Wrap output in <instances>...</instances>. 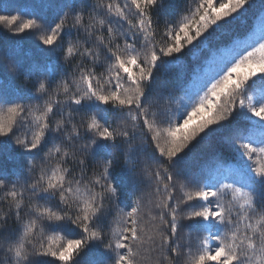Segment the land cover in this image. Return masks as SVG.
<instances>
[{"label": "snow or ice", "instance_id": "6c2138e0", "mask_svg": "<svg viewBox=\"0 0 264 264\" xmlns=\"http://www.w3.org/2000/svg\"><path fill=\"white\" fill-rule=\"evenodd\" d=\"M248 3L226 0L217 7L214 0H198L195 11L174 28L164 25L158 41L159 24L153 15L157 0H127L123 6L111 0H49L45 7L58 9L53 19L35 11L34 5L12 8L0 0V30L35 37V46L27 50L24 40L0 46V65L7 73L0 76V164L14 159L5 147L8 140L24 156L22 171L11 175L0 171V192L23 227L21 235L20 225L10 231L6 221L0 223V250L7 253V264H41L44 258H52L50 264H79L80 253L97 244L112 254L111 259L91 264H139L144 238L137 226L138 206L126 213L124 226L110 229L114 238L107 243L103 221L108 205L120 198V185L112 175L115 162L122 159L121 172L134 184L145 157L155 167L143 174L155 179L157 192L162 183L166 193L158 205L162 209L156 229L159 246L175 254L176 264H264V224L247 223L250 214L264 219V88L255 99L249 90L255 88L253 78L264 74V36L213 51L198 86L186 94L183 104L165 79L177 54ZM97 31L110 38L97 37ZM73 33L75 42L65 41ZM61 57L79 60L73 72L59 73ZM98 65L104 67L106 77L97 76ZM21 78L32 81V87H21ZM61 95L62 99L53 98ZM34 110L40 115L33 124ZM234 114H243L248 121L224 138L236 155L187 159L202 134ZM161 124L167 127L158 129ZM64 141L68 143L62 150ZM49 142L52 148L45 152ZM53 151L61 153L55 164L49 160ZM81 156L102 169L98 178L89 181L90 187H82L86 172ZM73 161L81 167L80 179L67 167ZM185 187L191 190L177 198V189ZM225 192L231 193V201L223 199ZM21 201L26 202L27 223L21 217ZM241 215L246 221L243 232ZM185 221L197 233H207L195 250L191 242L176 243ZM37 222L42 234L75 225L81 230L79 238L57 245L63 237L53 235L46 242L33 243L29 234Z\"/></svg>", "mask_w": 264, "mask_h": 264}, {"label": "trees", "instance_id": "16d2710c", "mask_svg": "<svg viewBox=\"0 0 264 264\" xmlns=\"http://www.w3.org/2000/svg\"><path fill=\"white\" fill-rule=\"evenodd\" d=\"M49 0H3L5 5H10L12 8H17L20 5H34L35 11L40 14H45L49 19H53L56 14H58V9H50L45 7ZM91 3H96L97 0H90ZM101 3L106 2V0H100ZM113 3H120L121 6L127 2V0H111ZM198 0H157V5L153 9V15L155 16L159 28L157 29V40L161 39V33L164 30V25L169 24V27H175L177 23L183 21L185 17H188L192 12L195 11V7ZM216 6L219 7V3L226 2V0H214ZM130 17H134V12L129 11ZM102 18V17H98ZM96 36H104L106 39L110 36L102 31H97ZM264 36V0H249V3L246 4L238 13L234 14L232 17L227 18L222 21L219 26H213L208 33L205 34L201 40L194 42L192 45L187 46L186 49L178 55V59L171 61L173 64L172 69L166 73L165 79L168 82V86L173 90V95L181 97V103L185 102L186 94L190 95L193 93L194 88L198 86V81L204 70L207 67V62L210 59L212 52L223 47L230 46L235 42H246L252 43L256 40H259ZM82 38V35H81ZM35 39L33 36H28L27 38L14 36L13 33L7 31V29L0 30V46L5 45H15L18 41H22L25 49L29 47H34L32 40ZM65 41L72 39L74 42L76 40V34L73 33L71 36H65ZM123 45V42L121 41ZM207 44V47L205 46ZM91 46V45H89ZM17 55V58H20V53H14ZM166 61H170V58H165ZM51 62V61H50ZM78 59L69 58L68 61H64L63 58H60V68L59 73H71L74 71V66L78 63ZM101 73L104 76H107L104 67L97 66V76ZM6 70L0 65V76H6ZM57 80L60 79L58 74L56 77ZM256 81L255 88H250L252 91L253 98H257L258 90L264 88V74H260L257 77L253 78ZM32 81H24L21 78L20 85L21 87L31 88ZM101 84H104V81L101 80ZM252 84V81L249 82ZM70 89L75 90L73 80L69 79ZM127 86V85H125ZM27 92V89H25ZM54 99H62L60 97H53ZM226 97H221V103H224ZM40 115V110H34V113L30 116L33 124L35 123V118ZM65 115H67V109H65ZM59 118V117H57ZM75 122V121H74ZM248 121L245 120L243 114H234L233 117H230L228 121L221 122L218 126H213L211 129L202 134L201 140L192 146L189 150V156L187 159L196 160V161H205L211 155L222 154L225 158L231 159L236 155L233 147L225 143V137H227L234 127L237 125L246 124ZM253 123H255L252 120ZM166 124L158 125V129L166 128ZM254 131L259 135L260 129L256 128ZM22 135V133H20ZM166 135V133H162ZM60 140H63V135L60 137ZM59 142V141H58ZM163 143V140L161 141ZM3 143V142H0ZM67 141H64L62 145V150L67 147ZM81 142L77 141L76 146L79 147ZM8 152L13 155L14 159L3 162L0 164V171L6 170L9 175L23 170L24 156L20 153V150L17 146H14V142L8 140L5 144ZM49 148H52V143L49 142L45 147L44 151L47 152ZM61 153L52 152L49 160L55 164L60 158ZM85 160V172L86 179L83 181V186L90 187L89 181H92L98 178L97 173L102 171V169L96 168L90 158L86 156H81ZM123 161L118 160L115 162V167L112 169V175L114 181L120 185V198L115 204L108 205V213L104 217L105 225V243L109 239H113L112 231L118 227L124 226V222L128 220L126 213L131 211L132 207L138 206V215L136 217L138 221V228L143 229V238L144 244L141 251V256L138 258L139 264H169V261H172L173 264H176L177 258L174 253H171L170 250L160 248L159 235L156 234V229L161 225L159 216L162 209L158 207L163 201L166 193L163 189V184L159 185L160 191L157 192V182L154 178L148 177L143 174L146 168L150 169L155 167L152 164L150 159L146 157L141 160V163L137 170V180L133 184L131 179L125 174L122 173ZM67 167L74 169V174L76 179H80L81 167L78 163L73 161ZM163 175V173H161ZM14 179V177H13ZM180 181L183 182L184 178L181 177ZM190 187H185L184 189H177L176 196L180 198L190 191ZM96 191H99V187L96 188ZM4 193L0 192V223L7 222L6 227L11 231L15 229L17 225H20V233L23 234V227L20 221H17L14 216L10 214L9 201L4 199ZM223 199L227 201L232 200V195L230 192H225L223 194ZM139 202V203H137ZM25 201H21V208L24 209L21 212V217L23 218V223L28 222V212L25 207ZM14 210V207H13ZM236 216V212H233V217ZM123 217V221H121ZM167 219V216H165ZM257 221L261 224H264V219L261 215L250 214V219L247 223L257 226ZM185 227L180 232L179 237L176 240V243L181 246H186L191 242L193 249L195 250L198 247L200 241H202L207 233L197 231L188 226V222L185 221ZM245 223L243 216L240 217L239 227L241 232L245 231ZM81 230L76 229L75 225H64L62 230L54 232H47L42 234L41 225L37 222V227L33 230V233L29 234V239L36 243L37 241L46 242L49 236H59L63 239L57 240V245L64 243L67 238H79L78 233ZM247 231L251 234V228H248ZM166 234V233H165ZM43 235V239L41 236ZM153 236V240H149L148 237ZM198 237V238H197ZM175 246V245H173ZM215 245H213L214 247ZM111 253L107 251L103 245L97 244L92 245L91 250H85L80 253L77 257L79 264H91L92 261L97 260H110ZM167 257V259H166ZM52 258H44L41 260V264H50ZM8 256L7 253L3 250H0V264H7ZM182 264V262H181Z\"/></svg>", "mask_w": 264, "mask_h": 264}, {"label": "rangeland", "instance_id": "374dc122", "mask_svg": "<svg viewBox=\"0 0 264 264\" xmlns=\"http://www.w3.org/2000/svg\"><path fill=\"white\" fill-rule=\"evenodd\" d=\"M252 120L255 122V118H252Z\"/></svg>", "mask_w": 264, "mask_h": 264}]
</instances>
